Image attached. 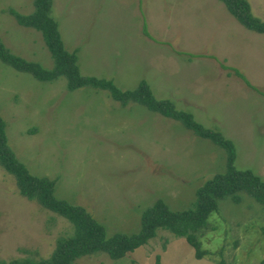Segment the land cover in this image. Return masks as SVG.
<instances>
[{"label":"rangeland","instance_id":"rangeland-1","mask_svg":"<svg viewBox=\"0 0 264 264\" xmlns=\"http://www.w3.org/2000/svg\"><path fill=\"white\" fill-rule=\"evenodd\" d=\"M53 2L83 76L112 80L123 91L147 83L157 99L232 141L238 169L264 178V35L243 27L220 0ZM249 2L264 21V0ZM12 10L32 15L36 0H0V42L53 70L43 34L22 27ZM0 117L18 160L34 177L56 182V197L85 209L109 237L138 233L158 200L174 212L193 209L197 189L228 170L227 152L180 122L136 102L124 106L108 90L70 91L67 77L40 81L1 59ZM241 196L242 203L221 200L200 234L209 252L203 259L184 238L159 231L123 259L98 252L77 264H263L264 206ZM75 232L22 196L16 178L0 168V264L49 259Z\"/></svg>","mask_w":264,"mask_h":264},{"label":"trees","instance_id":"trees-1","mask_svg":"<svg viewBox=\"0 0 264 264\" xmlns=\"http://www.w3.org/2000/svg\"><path fill=\"white\" fill-rule=\"evenodd\" d=\"M233 18L247 30L264 35V21L257 18L249 0H220ZM53 0H36V12L22 15L12 10L10 13L22 27L43 34L46 45L51 51L56 66L45 69L41 64L28 61L12 54L0 42V59L20 72L33 74L44 82H54L67 77L70 91L93 86L111 92L113 98L124 106L136 102L146 106L163 118L180 122L198 138L211 141L228 154V170L208 180L196 191L194 208L174 212L162 200L156 201L142 215V228L133 235L117 233L109 237L104 225L95 221L87 211L55 195L56 182L34 177L22 164L9 145L6 124L0 117V168L16 178L19 192L30 201L38 202L44 209L72 223L76 232L71 237L58 241L55 253L49 259L15 260L9 264H77V260L98 252L107 253L113 259H123L154 239L159 231L184 238L195 251L197 259L205 258L209 252L203 250L200 234L209 230L210 220L219 212L220 201L232 197L236 203H242V192L248 193L264 206V179L251 170H240L236 166L237 149L235 144L217 133L198 124L192 115L178 110L170 100L157 99L147 83H141L136 90L123 91L112 80L83 76L78 66L76 53L67 51L59 24L53 16ZM145 36L150 35L145 30ZM250 86L251 83L241 72L235 70ZM264 233V229H263ZM221 264H227L222 261ZM264 264V263H263Z\"/></svg>","mask_w":264,"mask_h":264},{"label":"crops","instance_id":"crops-1","mask_svg":"<svg viewBox=\"0 0 264 264\" xmlns=\"http://www.w3.org/2000/svg\"><path fill=\"white\" fill-rule=\"evenodd\" d=\"M260 177H262L263 178V176H260ZM264 179V178H263Z\"/></svg>","mask_w":264,"mask_h":264}]
</instances>
